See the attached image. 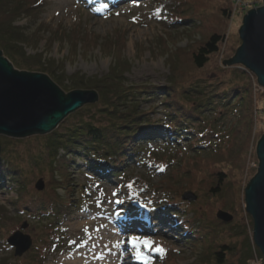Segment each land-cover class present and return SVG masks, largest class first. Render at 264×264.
<instances>
[{"label":"rangeland","instance_id":"rangeland-1","mask_svg":"<svg viewBox=\"0 0 264 264\" xmlns=\"http://www.w3.org/2000/svg\"><path fill=\"white\" fill-rule=\"evenodd\" d=\"M40 1L41 5L33 10L31 16L15 22L16 26L26 29L28 34L38 33L33 36L39 38L38 47L33 38L24 42L28 54L43 53L44 62L51 64L46 59H54L62 63L67 76L81 74L86 78L104 77L109 74L113 65V68H116L114 73L112 71L113 74L125 75V89H134L133 97H140L138 102L141 103V112L150 115L152 122L159 123L162 130L165 129V108L161 106L164 102L162 92L165 87L172 85V79L180 78L176 87L186 85L187 80L194 81L193 83L202 81L206 84L218 80L223 82V85L220 83L223 88L229 87L224 84L229 79L240 81L234 80L231 75L237 66H224L220 58L211 60V67H206L204 71H195L191 53L203 40H208L213 27L221 25V31L226 36L223 49H228V56L234 54V57L242 44L240 28L244 16L250 9L262 5V0H246L248 9L241 11L234 4L229 5L227 0ZM227 5L232 7L231 17L224 13L228 9ZM189 13L196 16H190L191 24L183 20L189 18L185 17ZM204 20L205 22L201 23ZM0 49L7 58L3 45H0ZM233 57H228L227 60ZM8 60L12 61L9 57ZM177 61L181 69L179 66L173 68ZM17 63L18 65L12 64L20 71H38L36 67L25 66L20 58ZM176 71L179 74L172 78ZM46 75L52 78L49 74ZM249 78L241 75V85L250 83L254 106L257 107L254 110L252 132L248 139V159L241 166V172L237 168L238 163L241 165V155L237 158L236 165L229 162L230 165L227 163V166H222L228 172L226 167H231L226 188L229 186V189H232L233 183H237L239 190V207L238 199L231 195V204L238 208L239 217L236 222L233 212L225 210L226 199L208 200L205 179L207 172L211 171L212 163L206 164L205 161L210 162L211 153L210 158L196 160L194 154L189 155V150H184L186 141L143 140L140 142V154L127 156V161L125 160L118 170L117 176L111 173L110 177H98L89 171L84 154L69 156L68 159L74 161L70 167L69 161L64 158L54 160L50 165L49 160L45 159L46 139L50 133L33 135L18 139L17 143L13 142L11 145L16 144L13 154L8 157L9 161L21 167L19 173L8 174V183L14 184L12 188L0 179V264H59L63 257L83 251L88 240L103 228L117 239L114 252L120 253L118 264H145L140 258L141 255L150 264H207L212 247L210 234L202 235L201 243L198 237L192 238L196 235L194 233L186 237L181 230L183 228L174 226L178 220L177 216L167 211L168 206L167 210L161 207L164 205L162 201L168 198H171L173 203L182 204L179 211L187 207L190 215H197L205 221L214 214L217 218L220 210L231 214L233 220L230 222L217 218L219 222L226 224L235 223L221 234L224 241L235 248L233 253L227 254L225 260L232 264H264V255L254 242V221L245 206L246 188L258 173L257 146L264 135V88L256 84L253 77L252 80ZM52 80L54 81L53 78ZM69 84L70 82L66 81V85ZM57 85L65 92L70 91L71 87ZM151 88L159 89H156L157 92L152 96L138 95L143 90L150 92ZM150 98H153L150 102L146 101ZM98 112L95 109L87 111L85 120L94 116L95 122H103ZM77 121L79 116L74 112L60 123L58 129L63 131ZM147 131L145 133H151V130ZM157 131L161 132L158 129ZM59 153L62 155L63 150ZM226 153L229 154L228 151ZM197 161H204L203 163L208 165L207 168H198L200 165L194 163ZM53 167L56 169L54 178L59 183H64L68 174L70 179H73V193L59 190V195L64 199L60 200L63 204H59L61 214L37 220L18 212L15 207L19 204L16 201L17 196L29 193L35 197L34 195L40 194L42 191H38L36 185L41 179L45 182V190ZM67 168L69 173L66 175ZM193 169L197 171L190 176L185 175V172L189 174ZM193 177L196 181L188 183L190 186H185V189H177L181 190L180 192L173 190L168 184L188 181ZM187 192H192L197 197L196 200H184L183 195ZM84 199L85 201L79 204ZM66 201L71 202L70 207L67 211H61ZM131 211L132 213H129ZM187 217L188 220L189 216ZM24 224L27 225L24 233L33 239V245L24 256L16 257L15 249L7 243V239ZM50 224L54 225V232L47 230ZM51 236L57 249L46 256L41 253L43 247L51 241ZM133 237L138 242L151 241L153 247L150 249L142 243L134 247ZM157 248H162L163 253L157 251ZM200 260L203 263H200Z\"/></svg>","mask_w":264,"mask_h":264},{"label":"trees","instance_id":"trees-1","mask_svg":"<svg viewBox=\"0 0 264 264\" xmlns=\"http://www.w3.org/2000/svg\"><path fill=\"white\" fill-rule=\"evenodd\" d=\"M227 1H229V5L233 6L234 0ZM40 5V0H35V2L31 0H0V45H3L4 53L8 55L7 58L9 57L12 60L11 63L15 65H18L17 59L20 58L25 66L36 67L37 73L49 74L61 87H71L70 91L66 92L67 94L75 90H94L99 94V101L83 105L75 112L79 116V121L71 124L63 131L58 127L50 133L45 145V159L49 160L48 163L51 165L54 160L64 158L69 161L70 167L71 162L74 161L68 159L69 156L84 154L87 157L86 165L91 173L98 177L101 175L110 177L111 173L117 176L116 173H119L118 170L127 161V156L134 157L140 154L141 141H186L187 145L183 147L184 150H189V155L194 154L196 160L199 158H201L199 160L207 159L211 153L210 162L205 161L206 164L212 163L211 171L207 172L205 179L208 200L226 199L225 210L233 212L236 222L237 217H239L237 214L238 208L231 204V195L238 199L239 207V190L237 183H233L232 189H229V186L226 188L231 167H226V169H229L228 172L222 166L229 162L236 165L237 158L241 155V165L237 162V168L241 172V166L248 159V139L252 132L254 110L257 107L254 106L253 102V89L251 90L252 87L249 82V84L241 85V75L246 78L251 77L249 79L252 80L251 73L236 65L237 67H233H236L237 70L234 69L231 75L234 80L240 79V81L227 80L224 83L229 85L227 88L220 87V83L223 85V82L218 80L208 84L202 83V81L193 83L194 81L187 80L186 85L176 87L177 81H180V78H176L179 74L176 71V75L171 76L176 80L172 79L170 81L172 85L165 87V91L162 92L164 102L161 106L165 108V129L162 130L159 123L152 122L150 115L141 112V103L138 102L140 97H133L134 89H125L126 77L125 75L113 74L116 69L113 68V65L109 74L104 77L86 78L85 75L81 74L67 76L62 63L54 59H46L51 64L47 61L44 62L43 53L28 54L24 42L30 41L38 33L28 34L26 29L16 26L15 22L23 17L31 16L33 10ZM229 5H227L228 9L224 12L227 17H231L232 13V7H229ZM190 16L192 18L196 17L194 14L189 13L185 15L189 18L183 20L191 24L192 18ZM177 21H181V19L179 18ZM202 22H205V20ZM213 29L210 30L208 40H203L191 53L192 67L195 68V71H204L206 67H211V60L214 58H220V62L224 63L228 57L231 58L234 55L228 56V49H223L226 36L221 31V25L215 26ZM33 39L36 41V47H38L40 44L39 38L34 37ZM178 66L181 69L177 61V65L174 64L173 68H178ZM221 70L224 69L221 68ZM27 71L32 72L31 70ZM66 81H69L70 84L66 85ZM151 89L150 92L143 90L138 95L149 94L152 96L159 88ZM152 99H146V101L150 102ZM183 101H187V103H183ZM92 109L99 111V117L103 119V122H95L94 116H90L88 117L89 120H85L87 111ZM143 125L149 126L148 129L151 130V133H145L148 132V129ZM144 136L147 137L143 138ZM17 140L0 135V179L2 182H6L9 188H12L14 184L8 183V174H17L21 171V167L14 162H10L8 158L11 157L16 146V144L11 145L13 142L17 143ZM240 145L241 150H239ZM61 150H63L62 155L59 153ZM227 151L229 154L226 153ZM225 153L226 155H224ZM114 160L120 162L115 163ZM203 162L197 161L194 163L200 165L197 166L198 168L206 169L208 165ZM68 168L65 171L66 175L69 173ZM158 171L162 170L158 169ZM196 171L197 169H193L189 174L185 172V175L190 176ZM121 172L124 173L125 171ZM54 177H56L55 167L51 169V177L46 182V189L40 194L34 195L35 197L29 193L18 195L16 201L19 204L15 205L18 212L37 220L59 216L61 214L59 204H63L60 203V200H64L59 195V190L61 189L68 194L73 193V179H70L71 177L68 174L64 178V183H59ZM108 177L105 178L108 179ZM69 181H71V184ZM195 181L196 179L193 177L188 181L168 184L173 190H177L185 189V186L189 187V184ZM234 187L236 188L234 189ZM180 191L177 190V192ZM84 201L85 199L80 201L79 204ZM162 202L164 205H161V207L167 210L166 206H168L167 211L177 216L178 220L175 221L174 226L180 229L183 228L181 230H183L186 237L194 233L196 235L192 238L198 237V241L201 243L202 235L210 234L212 247L210 248V261L207 264H232L227 262L225 257L227 254L233 253L235 248L225 242L221 234L226 228L234 225V222L232 224L219 222L215 214L209 216L205 221L202 217L190 215L191 212L187 207L183 211H179L182 204L171 202V198ZM70 204L71 202L66 201L61 211H67ZM132 209L135 210L133 207ZM212 210L214 211V209ZM129 213H132V211ZM187 216H189L188 220ZM53 226V224H50L47 230H53L54 232ZM239 226L241 227L240 224ZM53 236L50 238L51 241L43 247L41 254L48 256L57 249L53 242ZM200 263L203 262L200 260Z\"/></svg>","mask_w":264,"mask_h":264},{"label":"water","instance_id":"water-1","mask_svg":"<svg viewBox=\"0 0 264 264\" xmlns=\"http://www.w3.org/2000/svg\"><path fill=\"white\" fill-rule=\"evenodd\" d=\"M241 46L224 66L241 65L253 73L264 88V0L262 6L251 9L243 18L240 28ZM99 101L94 90H75L66 93L48 75L20 71L0 49V135L23 139L33 135H46L59 127L66 117L83 105ZM259 169L248 183L245 192L246 211L254 221V242L264 255V135L257 146ZM44 180L36 189L43 191ZM192 192L184 200L195 201ZM217 217L230 222L233 216L220 210ZM27 225L15 231L7 243L15 249V256H24L32 247L33 239L24 233Z\"/></svg>","mask_w":264,"mask_h":264},{"label":"bare ground","instance_id":"bare-ground-1","mask_svg":"<svg viewBox=\"0 0 264 264\" xmlns=\"http://www.w3.org/2000/svg\"><path fill=\"white\" fill-rule=\"evenodd\" d=\"M116 245L114 235L103 228L88 240L83 251L63 257L59 264H118L120 253L114 252Z\"/></svg>","mask_w":264,"mask_h":264},{"label":"snow or ice","instance_id":"snow-or-ice-1","mask_svg":"<svg viewBox=\"0 0 264 264\" xmlns=\"http://www.w3.org/2000/svg\"><path fill=\"white\" fill-rule=\"evenodd\" d=\"M139 243H142L143 245H145L146 247H149L150 249L153 247V243L151 241H148V240H144V241H137V239L135 237H133V246L134 247H138L139 246ZM157 251L163 253V249L162 248H157L156 249ZM141 259H143L145 261V264H150L149 261H147L146 258H144L142 255L140 257Z\"/></svg>","mask_w":264,"mask_h":264},{"label":"built area","instance_id":"built-area-1","mask_svg":"<svg viewBox=\"0 0 264 264\" xmlns=\"http://www.w3.org/2000/svg\"><path fill=\"white\" fill-rule=\"evenodd\" d=\"M235 6L236 8L241 9V11L248 9L246 0H235Z\"/></svg>","mask_w":264,"mask_h":264}]
</instances>
